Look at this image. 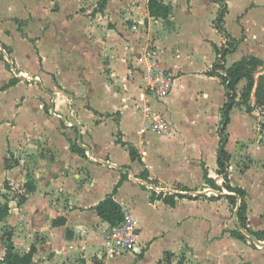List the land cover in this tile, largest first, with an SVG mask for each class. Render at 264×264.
Masks as SVG:
<instances>
[{"label": "crops", "instance_id": "0c3cea01", "mask_svg": "<svg viewBox=\"0 0 264 264\" xmlns=\"http://www.w3.org/2000/svg\"><path fill=\"white\" fill-rule=\"evenodd\" d=\"M163 1L170 5V23L149 14L148 0H107L102 9L91 8L90 0H0V177L23 183L22 189L28 179L36 185L22 204L6 202L9 211L0 223L13 228L17 248L35 246L31 264H165L166 252L174 254L173 264L181 258L184 264H264V246L234 233L241 199L218 173L222 130L216 124L229 92L218 76L207 74L221 56L214 48L222 47L223 37L213 27L218 3ZM200 17L210 22L213 37ZM149 45L168 53L145 57ZM243 56L235 49L223 63L228 68ZM139 60L176 75L163 101L146 89ZM246 85V79L236 85L226 128L227 175L247 192L248 226L264 233V127L249 120L254 111L241 103ZM46 90L56 94L54 112L64 120L51 113L53 97ZM234 109L245 116L237 134L229 127ZM157 117L173 131L154 129ZM72 118L92 154L72 147L78 145ZM119 140L135 146L140 158ZM154 191L194 199L176 196L171 205L152 199ZM109 195L136 223L140 251L104 254L110 223L95 206ZM227 195L236 196L235 207ZM15 212L25 220L21 228L13 222ZM60 218L65 223L54 225ZM5 250L0 238V260Z\"/></svg>", "mask_w": 264, "mask_h": 264}, {"label": "trees", "instance_id": "16d2710c", "mask_svg": "<svg viewBox=\"0 0 264 264\" xmlns=\"http://www.w3.org/2000/svg\"><path fill=\"white\" fill-rule=\"evenodd\" d=\"M218 4L224 3V0H216ZM104 4L102 5V8L105 5V0H103ZM148 11L149 14L152 17H158L166 20L168 23L170 21L168 20L170 15V5L165 3L163 0H148ZM226 15V12L224 9L219 8L217 13V18L214 21V26L218 32H220L224 37L228 38V43L223 44L221 48H219L217 45H214L215 51L217 54L221 55L218 57L216 62L213 65L214 69H218L221 72H212L208 71L207 74L210 76L216 75L221 79V82L226 86L227 89H229V92H227V98L228 101L222 108L224 111V118L226 120V126L230 122V111L236 104V98H237V92H236V85L242 80H247V85L245 86L244 90L241 93V103H243L246 106L247 112H253L254 109L258 108L261 109L264 117V82L259 83L256 86L255 79H254V72L255 70L264 64V60L256 55L248 54L243 56L240 60L234 62L230 67L226 68L225 64V57L228 53H231L235 50V46L237 44V39L232 37L231 34L224 28L223 26V20ZM16 80H12L11 83H15ZM254 89V97H255V104L252 106L250 104L251 94ZM224 128V129H225ZM225 130L221 131V142L218 149V173L223 174L225 177L224 186L227 190L235 192L236 195L240 197V205L238 207V217L241 225L252 232L255 236L259 237L260 239H264V233L260 232H254L250 229L247 222V210L248 205L246 202V195L247 192L245 189L238 187V186H232L230 183V180L227 175V167L231 159V154L225 149L226 144V134L224 133ZM119 142L123 143L124 145L128 146V150L130 152V156L133 159L140 158V155L138 154V151L135 146H133L130 143H125L119 140ZM74 149H76L79 152H84L83 149L78 147V145L75 143L73 146ZM145 178H147L146 174H142ZM205 178L209 182V184L216 188V184L214 181H212L210 178H208L207 173L205 172ZM179 185V184H178ZM184 188L183 190H185ZM217 189V188H216ZM24 194L22 195L20 201H18L19 204H22L24 201H26L28 195L36 191V185L33 179H28L23 187ZM154 191L152 194V199L156 198H163V200L166 203H169L171 205L175 204V197H188L190 199H194V196H184L182 194H163L158 193ZM197 197V196H195ZM227 199L232 203V205H237V199L235 195H227ZM95 209L98 213V215L104 219L105 221L109 222L111 226L116 225L118 222L123 220L124 213L122 211L121 206L114 200V198L109 195L107 196L103 201H101L99 204L95 206ZM9 207L8 204L0 205V219H3L8 214ZM65 223V218L56 219L53 221L54 225H61ZM235 234L239 235L240 237H244L243 233L237 230L234 232ZM6 250L4 257L0 260V264H31L33 261V255L36 251L35 246H32L28 250H20L18 249L13 241H12V233L6 234ZM174 254L172 252H166L165 254V264H173L172 258ZM61 264H67V263H61ZM177 264H184V260L181 258Z\"/></svg>", "mask_w": 264, "mask_h": 264}, {"label": "rangeland", "instance_id": "374dc122", "mask_svg": "<svg viewBox=\"0 0 264 264\" xmlns=\"http://www.w3.org/2000/svg\"><path fill=\"white\" fill-rule=\"evenodd\" d=\"M128 2H130V4L133 5L135 3V0H128ZM106 3H107V0H105L104 6H106ZM89 4L91 8L93 7V5L94 6L96 5V9H102V5L104 4V2L103 0H90ZM210 5H213V3H210ZM219 8L224 9L226 12V15L223 20L224 28H226V30L230 32L231 36L234 35L237 38L238 42L235 46V49H237L241 54H244V55L253 54L264 60V0H224V3L217 4V6L214 7L216 11H218ZM209 14H210V10L205 12V15H209ZM216 18H217V14H216L215 19ZM129 20H132V19H129ZM200 24H201V27L209 31L211 33V37H213V31L210 30V22H205L204 19L200 17ZM213 27H215L214 24H213ZM222 36L223 35H221V37ZM189 39L190 41L193 40L191 35H189ZM228 41H229L228 38L223 36L221 46L222 44L227 43ZM155 49L156 48L153 47V45H149L148 49H146V51L143 52L142 55L144 56L145 54V57H146V54L148 53L152 55H155L156 53L157 56H160L162 53L164 54L168 53V52H164V50L167 48L165 49L160 48L159 49L160 53L158 49L157 50ZM131 52L133 54V50L130 49V53ZM198 52L203 54V49L201 47H198ZM173 55L175 56L176 59H179V57L181 56L180 52H177V51H174ZM139 62H141V60H139L138 63ZM138 66L142 73L144 72L145 74H147L149 65H146L144 62L143 63L141 62ZM156 68L165 70L168 74L170 73L173 80L175 81L174 78L176 77V75L169 72L165 68V66L160 65ZM213 71L216 72L214 68L212 69V72ZM254 79H255L256 86L259 83L264 82V64L259 66L255 70ZM205 85L212 86L210 83H205ZM48 97L50 99L51 94H49ZM251 102H255V97L251 99ZM50 109H51V102H49L48 105L46 106V110L48 111L49 115H50ZM244 109H246V106ZM252 114L253 115L249 120L250 121L255 120V123L257 124L258 129L260 127H264V117H263V113L261 109H258V108L254 109V112ZM218 116L219 117L217 119V124H216L217 130L219 132L221 130H225L224 133L226 134L227 127L225 128L226 120L224 118L225 117L224 111L222 110L218 112ZM231 116H232V122H231V125H229L230 131L233 134H237L239 131L238 129L239 124H241L245 120V116L241 115L239 109L238 110L234 109L233 113H231ZM51 120L55 122V118H52ZM246 121H248V119H246ZM23 151L25 152V150ZM23 154L24 153H21V155ZM22 157L23 156H20V159ZM17 162L19 163V159L18 160L16 159L15 164ZM244 165L245 164H242V165L239 164L240 168H244ZM3 179L4 177H0V202H1L0 205L6 204L7 201H10L12 199H16L17 201H20L22 195L24 194V190L21 188L23 183L17 182L13 184H8V182ZM246 181H248L249 183L251 179L247 178ZM1 196H3V198ZM15 213L17 215V218H15L13 222H16L15 226H18V228H21L23 227V225H25V220L23 219V217H20L19 219L18 213L17 212ZM22 213L23 212H21V214ZM12 230L13 228L10 225H8V223L6 222L0 223V238L2 239V241L5 240V243H6V234L9 232L12 233ZM18 249L22 251L27 250L23 245H21V247H19ZM103 250H104V247H103Z\"/></svg>", "mask_w": 264, "mask_h": 264}, {"label": "built area", "instance_id": "2783aa9c", "mask_svg": "<svg viewBox=\"0 0 264 264\" xmlns=\"http://www.w3.org/2000/svg\"><path fill=\"white\" fill-rule=\"evenodd\" d=\"M2 51L3 54L6 53L5 49ZM143 75L146 79L145 87L154 97L164 100L170 94L174 86V80L170 73L168 74L165 70L158 69L153 64H150L147 74L144 73ZM152 126L164 134H169L173 131L171 123L163 117L154 119ZM155 190L158 191L157 188ZM168 193L170 194L171 192ZM138 235V227L134 220L130 216H125L116 225H110L105 232L103 236L104 254L114 255L123 252L140 251Z\"/></svg>", "mask_w": 264, "mask_h": 264}, {"label": "water", "instance_id": "95a60500", "mask_svg": "<svg viewBox=\"0 0 264 264\" xmlns=\"http://www.w3.org/2000/svg\"><path fill=\"white\" fill-rule=\"evenodd\" d=\"M22 80H26L27 78L25 76H21L20 77ZM36 83H38L39 85H42V82L38 79V78H34L33 79ZM48 91V90H46ZM229 91V89H228ZM52 97H53V104H52V109H51V113L57 117H59L60 119L64 120V118L62 116H59L57 115L55 112H54V104H55V99H56V94L54 92H50L48 91ZM70 122L72 123L73 126H75L77 129H78V146L82 149H85L87 150L90 154H92V149L88 146V145H85L82 141V135H81V132H82V125L78 122V120L76 118H72L70 119ZM154 188H156V186L153 185ZM238 198L240 199V197L238 196ZM234 219H235V222H236V226L237 228L243 232V234H245L246 236H248L254 243H256L257 245H260V246H264V241L258 239L252 232H250L249 230L245 229L240 221H239V217H238V208H236V210L234 211Z\"/></svg>", "mask_w": 264, "mask_h": 264}]
</instances>
